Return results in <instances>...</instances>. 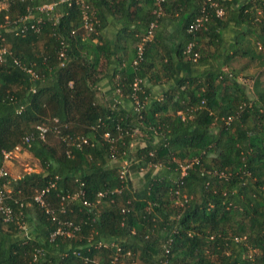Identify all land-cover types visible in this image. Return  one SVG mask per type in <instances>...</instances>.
<instances>
[{"label": "trees", "instance_id": "obj_1", "mask_svg": "<svg viewBox=\"0 0 264 264\" xmlns=\"http://www.w3.org/2000/svg\"><path fill=\"white\" fill-rule=\"evenodd\" d=\"M56 1L0 0V168L20 146L40 169L0 180L13 211L0 215V264H264V87L239 80L264 63V5L84 0V30L80 4L39 10ZM230 23L257 24L261 50L228 44ZM54 119L59 134L38 139Z\"/></svg>", "mask_w": 264, "mask_h": 264}, {"label": "built area", "instance_id": "obj_2", "mask_svg": "<svg viewBox=\"0 0 264 264\" xmlns=\"http://www.w3.org/2000/svg\"><path fill=\"white\" fill-rule=\"evenodd\" d=\"M59 2H63V3H68V4H71L72 2L76 3V4H80V6H82V9H83V21H84V24H83V29L84 30H90V22H88V17H87V14L85 12L87 6L86 4L84 3V0H57L56 2H53V3H50V4H44L42 5L39 10L40 11H44V12H50L52 11L53 7L56 6ZM213 7L215 8V14L217 17H221L223 15V10L221 8H218L216 5H213ZM0 8H1V5H0ZM30 18L29 17H25L21 22H26L27 20H29ZM55 20V19H54ZM42 20L39 18L36 20L37 23H40ZM55 22H57V20H55ZM202 20L199 19L197 20L194 24L190 25L189 29L190 30H195V29H198L202 24ZM0 27H2V25H0ZM28 27L32 28V29H35V25L32 23L30 24ZM25 29V28H24ZM23 29L21 30H18L20 32H23L22 31ZM37 30V28H36ZM3 39H2V36L0 34V61L3 60V56L6 54V48L4 47L3 45ZM138 54H141V50L139 49V52ZM62 56V54H61ZM194 57H196V54H194ZM27 72L34 78V79H37V76L32 73L30 70H27ZM52 127V128H51ZM49 126V125H39L36 127V137L42 141L45 140V137H46V134L51 131L55 134H59V125L57 123V119H54L53 120V125L52 126ZM105 137H109L108 134L105 135ZM65 139V138H63ZM33 140V136H27L23 139V144L25 145H30V143L32 142ZM88 144V141L85 137H79L76 139L75 143H74V146L76 148H79L81 147L82 145H86ZM20 149V146H17L14 148L13 151L11 152H7L4 154V161L6 159L9 158V156L11 155L12 152H15V151H18ZM111 158H114V156L112 155ZM128 168H129V164L127 162H124L122 163V166H121V171H120V178L121 179H126V176L128 174ZM184 170H185V167H182V172L184 173ZM6 177H8V174H7V171L5 170L4 167H1L0 168V180L2 179H5ZM8 193H9V190H8V187L6 186V183H0V215H2L3 217V220L5 222L11 220V215L13 213L12 211V208L7 204V200H8ZM99 197H102V194L99 193L98 194ZM75 198V195H73L71 197V199H74ZM64 199V198H62ZM34 200L43 205V201H42V198H41V193L36 195L34 197ZM83 205H88L86 202H83ZM61 211H63V208L61 209ZM63 225H65L66 227H71V224L70 223H61ZM20 229L21 231H25L26 230V227L24 225L20 226ZM73 230H77L76 227H73ZM57 234H64L65 232L61 230V228H58L57 231H56ZM102 245V243H99V246ZM103 246H106V244H103ZM165 253L167 254L168 253V249H167V246L166 248L164 249ZM113 264H116V263H113ZM160 264H168V261L166 259H163L160 261Z\"/></svg>", "mask_w": 264, "mask_h": 264}, {"label": "rangeland", "instance_id": "obj_3", "mask_svg": "<svg viewBox=\"0 0 264 264\" xmlns=\"http://www.w3.org/2000/svg\"><path fill=\"white\" fill-rule=\"evenodd\" d=\"M88 21H89V19H88ZM251 47H253V46L251 45ZM246 63H247L246 60L241 59V60H237L234 65L236 67H239V66H244ZM257 63L258 64L251 63V62L248 63L247 67L245 69L246 70L245 73L243 74V76H241L243 79L246 80L247 85H245V87L248 89V90L246 89V91L251 90L250 87H252V81L258 76H259V79L261 82V86L264 87V70H262L263 69L262 67H264V63L262 61L261 62L257 61ZM106 81L107 80H103L100 83L101 92L105 87L104 84ZM248 82H249V85H248ZM162 88L164 89L165 86L164 87L157 86V87L152 88L153 98L159 97V94H160ZM249 95L253 96V94H251V93H249ZM122 105H123V107H125L128 110L132 109V105L130 103H126V102L122 101ZM140 137L141 136H139V141L135 142L132 145L133 150H135V148L139 145L143 146V141L142 140L140 141ZM57 140L58 139L56 137L50 135V142L56 143ZM4 168L7 171L8 176L11 179L17 178L25 172H31V171L38 172L40 170L39 164L36 161V159H34V157L28 151H26L25 149H23L21 147L18 151L12 152L11 155L9 156V158L4 161ZM141 175H143V171H141L138 175H137V173L131 172L132 185L134 186L135 189L138 188L140 185L139 179H140ZM24 232H26V230ZM132 264H136V263H132Z\"/></svg>", "mask_w": 264, "mask_h": 264}, {"label": "crops", "instance_id": "obj_4", "mask_svg": "<svg viewBox=\"0 0 264 264\" xmlns=\"http://www.w3.org/2000/svg\"><path fill=\"white\" fill-rule=\"evenodd\" d=\"M230 4H231V8L235 11L241 7L249 5V11L250 12L255 11L256 16H259L261 15V10L259 9V7H261V5H264V0H231ZM223 14H224V11H223ZM107 33L111 34V31H108ZM242 35L246 39L242 43L244 44L250 43L253 45V43L257 41V39L260 38V35H261L260 27L257 24H249V25L240 24V26L236 27L234 23H230L228 27L225 28V30H223V38L230 45L235 44L236 38H239ZM259 41L256 42L257 43L256 45H258L257 48L261 50V45ZM239 80H241L240 83L247 85L245 79L240 77ZM248 85H249V82H248ZM252 86H253V81H252ZM102 91L105 92V94H107L109 91V87L105 86Z\"/></svg>", "mask_w": 264, "mask_h": 264}]
</instances>
